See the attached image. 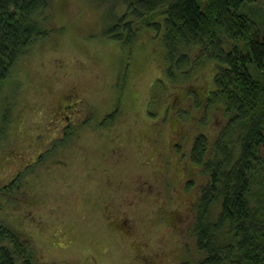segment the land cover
<instances>
[{"label":"rangeland","instance_id":"rangeland-1","mask_svg":"<svg viewBox=\"0 0 264 264\" xmlns=\"http://www.w3.org/2000/svg\"><path fill=\"white\" fill-rule=\"evenodd\" d=\"M49 2L48 36L0 86V219L25 238L33 264H198L208 175L190 151L201 137L209 152L227 122L207 95L212 63L169 78L160 32L147 25L158 15L136 23L123 46L104 34L120 2ZM237 14L264 36V0ZM248 70L264 87V68ZM66 96L80 102L76 127L55 115ZM210 205L215 220L219 205Z\"/></svg>","mask_w":264,"mask_h":264},{"label":"trees","instance_id":"trees-1","mask_svg":"<svg viewBox=\"0 0 264 264\" xmlns=\"http://www.w3.org/2000/svg\"><path fill=\"white\" fill-rule=\"evenodd\" d=\"M109 1L113 9L120 2L124 12L104 34L123 46L136 23L159 16L147 25L160 32L169 78L189 77L212 63L207 95L221 101L227 122L209 152L201 137L190 151L208 175L194 225L197 247L206 253L198 264H264V87L248 70V65L264 68V36L237 14L255 0H205L204 6L201 0ZM50 20L49 0H0V86L18 59L48 36ZM234 127L232 139L227 130ZM209 203L219 205L215 220L209 219ZM0 264H33L25 238L2 219Z\"/></svg>","mask_w":264,"mask_h":264},{"label":"flooded vegetation","instance_id":"flooded-vegetation-1","mask_svg":"<svg viewBox=\"0 0 264 264\" xmlns=\"http://www.w3.org/2000/svg\"><path fill=\"white\" fill-rule=\"evenodd\" d=\"M79 100H76L74 98H70V97H62L60 99V101L57 103L58 107H57V112L55 113V115L60 116V118L65 119L67 121V123L65 125H63L62 127H76L77 124H72L70 123L72 120V117L74 115V112L77 111V105L79 104ZM64 111H68L70 113V115L65 114ZM53 116H55L54 114H51ZM44 116H46L48 118V114H45ZM52 117V116H51ZM29 146H32L31 144H28ZM28 146V147H29ZM42 152H39L38 156L41 154ZM10 157L13 156L15 158V160L18 157L19 154L15 151H11ZM25 168V167H24Z\"/></svg>","mask_w":264,"mask_h":264}]
</instances>
